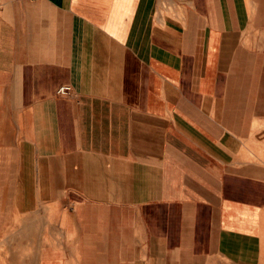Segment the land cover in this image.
<instances>
[{
	"label": "crops",
	"instance_id": "crops-1",
	"mask_svg": "<svg viewBox=\"0 0 264 264\" xmlns=\"http://www.w3.org/2000/svg\"><path fill=\"white\" fill-rule=\"evenodd\" d=\"M263 235L264 0H0V264H248Z\"/></svg>",
	"mask_w": 264,
	"mask_h": 264
},
{
	"label": "rangeland",
	"instance_id": "rangeland-1",
	"mask_svg": "<svg viewBox=\"0 0 264 264\" xmlns=\"http://www.w3.org/2000/svg\"><path fill=\"white\" fill-rule=\"evenodd\" d=\"M263 248H262V254L257 260H253L252 262H249L248 264H264V235H263ZM1 254H2V247L0 246V263H1Z\"/></svg>",
	"mask_w": 264,
	"mask_h": 264
},
{
	"label": "built area",
	"instance_id": "built-area-1",
	"mask_svg": "<svg viewBox=\"0 0 264 264\" xmlns=\"http://www.w3.org/2000/svg\"><path fill=\"white\" fill-rule=\"evenodd\" d=\"M72 93V89L70 86H62L60 89L57 91V94L61 97H67L70 96Z\"/></svg>",
	"mask_w": 264,
	"mask_h": 264
}]
</instances>
